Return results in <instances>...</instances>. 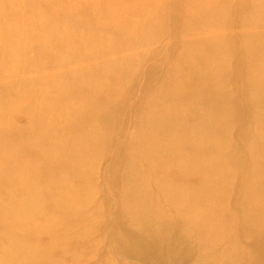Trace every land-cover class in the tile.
<instances>
[{"label": "bare ground", "instance_id": "bare-ground-1", "mask_svg": "<svg viewBox=\"0 0 264 264\" xmlns=\"http://www.w3.org/2000/svg\"><path fill=\"white\" fill-rule=\"evenodd\" d=\"M165 32L179 51L143 87L138 130L105 177L104 196L125 205L112 223L147 250L113 235L153 264H244L243 240L264 247V0H0V264H36L83 237L98 245L108 200L92 179L145 56L111 51ZM33 69L44 71L2 79ZM14 111L28 124L10 133ZM40 234L49 242L26 240Z\"/></svg>", "mask_w": 264, "mask_h": 264}, {"label": "rangeland", "instance_id": "rangeland-1", "mask_svg": "<svg viewBox=\"0 0 264 264\" xmlns=\"http://www.w3.org/2000/svg\"><path fill=\"white\" fill-rule=\"evenodd\" d=\"M226 29L228 31L235 32L240 30L241 28L240 26L233 24ZM109 37L111 43L116 44L117 35L111 34L109 35ZM178 39L179 37L174 35L173 33L165 32L160 37L154 39L151 43L142 44L141 46H137V48H133L132 50H129V48L127 50L120 51V49L118 48H113V51H111L115 54V56H119L130 51H141L144 52L145 56L141 64L140 72L138 73L135 82L132 85L134 93H129L127 97L125 96V98H127V105L121 113V117L119 120V131L112 137L113 149L104 153L98 164L99 171L94 174L92 179L95 190L101 196V198L102 196H104L106 188L105 177L107 180V172L109 168L113 165L118 166L121 164L120 162L122 156V146L124 144V141L128 136L136 133V131L138 130L139 126L137 117L139 109L136 107V105L140 102L144 93L142 89L145 85L150 87L155 86L156 77L158 76V74H160L161 71L164 70L168 59L179 51V47L177 45ZM36 55V51L33 48H29L27 50V56L29 58H34ZM78 64H80V62H78ZM50 67H48L47 69H49ZM43 71L44 69H33L30 71L22 70L20 72H16L12 76L6 75L5 77H2V79H17L25 74L29 76H38ZM246 88L248 89V87ZM247 117L244 116V120L247 119ZM27 124L28 118L21 111H14L8 116L7 129L8 131H10V133L12 131V133H14L21 126ZM113 182L116 183L119 191V186L123 184V179L115 176L113 178ZM112 197L113 195L105 197L108 201L107 203H105L104 201L105 207L102 211L103 221L98 228V232H95L96 237L99 238L98 245L95 244V241H93L92 238L83 237L71 243L67 247L61 246L56 248L55 252L52 255H45L44 257L40 258L36 262V264H108V260L110 258H114V260L118 264H153L154 260L152 258V254L149 255L151 257L143 255L144 258L141 259L138 255H134L133 253L129 252L127 248H125L123 242L120 241V239L114 237L113 232L116 231L117 234H120L124 237L128 236L131 240H139L140 242L137 244L141 248V252L144 253L145 249L147 250V244L144 243V240L140 238L134 230L130 229L127 224L119 222L116 224V226H114V223H112L111 219H113V217L120 216V214L125 211V205L123 203L118 202L114 205L112 203H109ZM108 203L110 205H108ZM49 213L52 216H63V213L58 209L49 210ZM25 229L26 228L23 226H21L19 229L20 235H23L24 238L26 235ZM173 233L175 232H171V234ZM171 237L174 238L173 235H171ZM26 240H29L41 246L49 242L50 238L45 234H40L28 236V239ZM243 241V246L247 251V256L246 258H244V264H256L257 258L255 256H257V254L259 255V253H264V247L257 246V244H255V242H253L250 238H246ZM184 242L185 240H180L181 244H184ZM181 254L183 253L181 252ZM179 264H189V258L186 256H182Z\"/></svg>", "mask_w": 264, "mask_h": 264}]
</instances>
